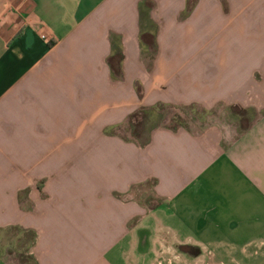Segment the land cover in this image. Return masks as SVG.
Instances as JSON below:
<instances>
[{"label": "crops", "instance_id": "0c3cea01", "mask_svg": "<svg viewBox=\"0 0 264 264\" xmlns=\"http://www.w3.org/2000/svg\"><path fill=\"white\" fill-rule=\"evenodd\" d=\"M159 102L164 119L189 104L256 113L235 134L160 122L144 144L118 135ZM147 181L154 204L133 192ZM11 225L35 231L38 264H264V0H0V227Z\"/></svg>", "mask_w": 264, "mask_h": 264}, {"label": "rangeland", "instance_id": "374dc122", "mask_svg": "<svg viewBox=\"0 0 264 264\" xmlns=\"http://www.w3.org/2000/svg\"><path fill=\"white\" fill-rule=\"evenodd\" d=\"M173 111L175 116L173 117V121L165 122L167 116ZM237 112L238 114H234ZM165 110L161 115H156L152 117L149 121L145 122L140 126V130L143 131L145 135L148 131L149 127L155 123H162L172 126L174 124H182L187 126L188 128L200 129L208 126H217L221 128L227 134H235L239 130L243 128L255 115L256 111L251 108H243L236 107L232 105H225L223 103H217L211 107H204L201 105H195L193 109L188 107H181L170 109L166 111L165 119H164ZM240 114V115H239ZM165 120V121H164ZM130 124L128 122L124 123V125L118 130L121 134H118L122 138L130 137ZM141 131V132H142ZM136 197L140 198L146 204H154L155 196H153L152 191V183L151 181H147L142 185H138L133 190ZM16 229H5L0 232V256L3 257L10 264H31L32 259L28 255V251L24 247V243H26L29 234L28 233H20L17 237ZM144 235V234H141ZM142 246V245H141ZM181 249H174L175 254L179 253ZM182 252V251H181ZM166 261L162 258H154L148 261L147 264H179L176 262L177 257L169 258L167 256ZM180 257V256H179ZM160 259V260H159ZM177 259V260H176ZM170 261V262H168ZM179 261V260H178ZM180 264H210L206 260L205 261H195V262H186Z\"/></svg>", "mask_w": 264, "mask_h": 264}, {"label": "trees", "instance_id": "16d2710c", "mask_svg": "<svg viewBox=\"0 0 264 264\" xmlns=\"http://www.w3.org/2000/svg\"><path fill=\"white\" fill-rule=\"evenodd\" d=\"M144 7L139 8V18H140V26H141V34L142 32L146 31V33L149 36V39L143 43L146 48V52L148 54H151V57L154 53L155 47H156V42H155V31H156V25L152 22L151 18L149 17V9L150 6L147 3H144ZM142 43V42H141ZM112 45H113V52L109 56V64L111 66V69L113 68V75H119L120 76V69L119 65L122 60V55H121V46L119 43V40H112ZM117 64V65H116ZM138 93L141 94L140 88L137 89ZM168 104L166 103H154L148 106H141L139 107L138 110H135L130 114V118L128 120V123L130 124V134H131V140H134L136 142H139L140 144H144L148 141V131L146 134H143V131L140 130V126L143 125L145 122L149 121L152 117H154L157 112L164 106H167ZM194 105L189 104V105H183V107H189L192 108ZM119 127L120 125H109L105 127V131L108 133L113 132L114 127ZM142 131V132H141ZM16 229L17 234L15 237H17L20 233H28L30 237H28L26 243H24V247L26 248V251L30 250V247L35 241L36 233L34 230H25L22 227L19 226H7V227H0V232L5 230V229ZM29 257L32 259L31 264H38L33 255H31L28 252Z\"/></svg>", "mask_w": 264, "mask_h": 264}, {"label": "built area", "instance_id": "2783aa9c", "mask_svg": "<svg viewBox=\"0 0 264 264\" xmlns=\"http://www.w3.org/2000/svg\"><path fill=\"white\" fill-rule=\"evenodd\" d=\"M41 37L42 38H47V36L44 33L41 34Z\"/></svg>", "mask_w": 264, "mask_h": 264}]
</instances>
